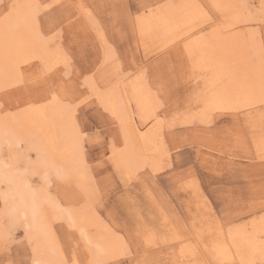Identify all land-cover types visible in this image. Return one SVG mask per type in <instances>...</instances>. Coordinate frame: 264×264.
<instances>
[{
  "label": "rangeland",
  "instance_id": "1",
  "mask_svg": "<svg viewBox=\"0 0 264 264\" xmlns=\"http://www.w3.org/2000/svg\"><path fill=\"white\" fill-rule=\"evenodd\" d=\"M19 1L0 0V20ZM24 1L36 7L34 25L45 40H52L58 59L49 69L39 59L21 64V80L0 89V115L29 108L45 111L56 102L65 113L74 107L73 120L84 155L83 174L90 193L96 189L91 219L96 220L97 230L115 235L122 245L116 255L88 260L87 249L93 253L94 247L87 248L70 227L73 224L65 219L54 221L55 242L65 261L247 264L229 246L227 231L235 227L248 232L251 225L259 227L264 220V119L257 128L244 109H206L202 100L211 94L207 73L198 67L186 46L195 37L208 39L216 30L221 33L219 25L224 17L235 12L243 21L226 30L253 36L250 42L258 57L252 66L264 70V0H229L230 14L214 5L215 0H191L202 10L204 21L194 24L197 28L186 35L164 40L157 39L155 32L145 38L138 23H155L168 6L175 7L181 0ZM24 75L30 80H24ZM129 84L143 88L156 114L155 120L143 121L134 113L142 134L150 139L146 149L139 141L129 140L133 144L130 150L138 154L143 165L133 172L118 161L125 147L123 130L93 92V87L103 91ZM123 124L128 126L127 121ZM125 129L130 135L129 126ZM21 143L16 146L22 148L20 152L14 149L15 155L21 156H16V166L22 169L34 162L38 167L40 154L26 141ZM7 151H2L4 162L13 158ZM158 159L161 163L156 170L153 163ZM29 181L38 185V175H30ZM48 191L62 208L79 209L86 200L81 188L70 180L60 182L50 177ZM35 262L34 244L22 228L14 226L6 237H0V264ZM253 263L264 264V260L257 258Z\"/></svg>",
  "mask_w": 264,
  "mask_h": 264
},
{
  "label": "bare ground",
  "instance_id": "2",
  "mask_svg": "<svg viewBox=\"0 0 264 264\" xmlns=\"http://www.w3.org/2000/svg\"><path fill=\"white\" fill-rule=\"evenodd\" d=\"M213 4L219 6L218 8L226 14L232 12L229 0H215ZM14 6L13 8L9 7L11 9L0 20V89L18 82L19 66L24 62L39 59L49 69L58 59H55L52 40H45L46 38L44 39L40 35L34 25L36 7L24 0ZM199 10L202 12L191 0H181L175 7L168 6L166 14L159 17L155 23L150 24L138 20V24L145 38L154 32L157 33V39L160 40L170 36L181 37L191 32L195 27L194 24L204 21L205 16ZM256 12L258 14V11ZM230 15V18L224 17L226 20L222 18L224 21L219 25L221 33L216 30L208 35V39L195 37L188 43L186 42V47L193 53L198 67L207 73L208 89L211 94L206 96L207 99L204 98L206 100H202L204 107L206 109H244L251 125L258 128L262 124L259 120L264 119V107L262 106V110L258 109L260 105H264V70L260 69L261 67L258 65L252 66V60L258 57L256 46L250 42L253 36L251 34L244 36L237 31L226 30L243 21V19L242 21L238 20L235 12ZM262 18L264 20V14H262ZM246 37L248 39H245ZM133 65L135 66V64ZM23 77L26 81L30 80V78L25 79V75ZM36 77L38 76L36 75ZM93 92L103 109L115 116L116 122L123 130L125 147L120 151L118 161L131 172H133V168L136 170L143 167L139 163L138 154L134 153L133 149L130 150L129 147L133 144L129 140L139 141L146 149L150 135L147 137L142 134V126L137 124L134 113L137 117L139 114L143 121L155 120L154 107L147 94L143 88L133 84L112 86L103 91L98 87L96 89L93 87ZM186 98L189 97L186 96ZM56 103L47 106L45 111L40 108H26L28 110L21 113L0 115V237H6L12 227L18 226L24 230L26 237L34 244L35 263L68 264L59 245L55 242L52 231L54 221L65 219L73 224L70 227L77 231L85 244L87 243V248L94 247L93 253L92 249H87L88 260L91 257L95 259L99 256V259L102 260L108 256L116 255L121 251L122 245L120 242V244L118 243V239L112 233V235L107 232L104 234L97 230L96 220L91 219L93 216L90 211L92 212L93 209L91 206L94 202L95 194L93 193L96 189L93 192L91 190L90 193V186H87L88 182L83 174L84 155L80 146V133L73 120L74 107L65 113L59 109L60 107ZM200 117L202 118V116ZM123 121L128 122L130 135L126 134L128 131L125 127L128 126H124ZM22 141L24 143L26 141L30 149L32 148L40 154L38 167H35L34 162L33 164H24V167L22 164V169L16 166L14 162L18 158L16 156H21L20 154L15 155L14 149L20 152L22 148L16 149V146L18 148ZM139 142L138 144H140ZM5 148L9 150L7 152L11 154L10 157H13L8 162H4V158H2V153H4L2 151ZM24 156L26 155L24 154ZM18 162L21 164V161ZM159 162L161 163L159 159L155 160L153 167H158ZM143 163L145 162L143 161ZM150 163L152 164V162ZM156 170L158 169L156 168ZM33 174L39 177V184L36 186L29 181V176ZM50 177H56L60 182L68 180L73 181V184L75 182V185L81 188L86 199L84 204L80 205L81 208H62L48 191ZM1 185L4 186V191H1ZM258 225L259 227L251 225L248 232L241 228L235 229V227L227 231L229 246L247 264H254L253 261L257 258L264 260V220ZM92 230L93 232H91Z\"/></svg>",
  "mask_w": 264,
  "mask_h": 264
}]
</instances>
